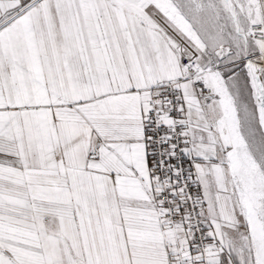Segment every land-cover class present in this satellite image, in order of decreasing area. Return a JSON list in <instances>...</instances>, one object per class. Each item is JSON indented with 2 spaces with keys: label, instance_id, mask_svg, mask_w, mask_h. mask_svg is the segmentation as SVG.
Here are the masks:
<instances>
[{
  "label": "snow or ice",
  "instance_id": "snow-or-ice-1",
  "mask_svg": "<svg viewBox=\"0 0 264 264\" xmlns=\"http://www.w3.org/2000/svg\"><path fill=\"white\" fill-rule=\"evenodd\" d=\"M0 264H264V0H0Z\"/></svg>",
  "mask_w": 264,
  "mask_h": 264
}]
</instances>
